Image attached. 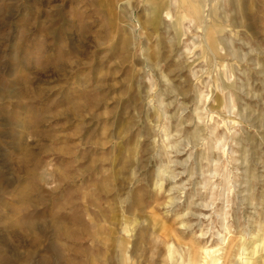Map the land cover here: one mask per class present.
<instances>
[{
    "label": "rangeland",
    "instance_id": "374dc122",
    "mask_svg": "<svg viewBox=\"0 0 264 264\" xmlns=\"http://www.w3.org/2000/svg\"><path fill=\"white\" fill-rule=\"evenodd\" d=\"M0 174L5 264H88L50 227L88 203L92 264H264V0H0Z\"/></svg>",
    "mask_w": 264,
    "mask_h": 264
},
{
    "label": "bare ground",
    "instance_id": "6f19581e",
    "mask_svg": "<svg viewBox=\"0 0 264 264\" xmlns=\"http://www.w3.org/2000/svg\"><path fill=\"white\" fill-rule=\"evenodd\" d=\"M110 38H111V36H110L109 32H107L105 39L109 40ZM122 47H124V46H122ZM66 66L69 67V65H66ZM29 89H30V86H27L24 88V91L28 92ZM86 97L87 98H86L85 103L86 102H89V104L92 103L91 95L87 93ZM74 108L77 111H79V110L82 111V104H78ZM22 139H23V135H21V136L18 135V144L22 141ZM30 149H32V148L29 146H22V144L20 143L19 154L21 155L22 158L19 161V166H20V170H24L26 172V174H28L29 170L32 168V164H31L32 160H30V157H31V150ZM37 166H38L37 163L33 164L34 172L32 174H33L34 179H36V177H37V174H36ZM89 170L91 172L90 175L92 177L96 172L95 165L90 166ZM85 175H86V170L85 171L81 170L80 176L84 178ZM250 179H251V177H249V181H250ZM92 181L93 180H91L92 193H89V194L85 195L84 197L94 196L95 191L93 189L94 188H101L99 185H96ZM84 183H85V181H84ZM103 183L106 184L109 188L111 187L110 178L106 179ZM5 184L6 183L3 182L1 174H0V189H2ZM6 188H8V185L6 186ZM32 192L36 193L35 197L25 199V202L29 206H33L36 198L39 196L38 190L33 189ZM75 204H76V202H69V201L64 202L63 207L61 208V215L63 214L64 211L68 210L69 207L75 206V208L76 207L81 208V206L85 205L84 207L87 210L82 211V213H83L82 216H79L80 212H81V211H79V214L75 215V216H79L78 218L71 220V221H68L67 218L61 217L59 214V216H60L59 220L60 221L57 218H55L53 220L52 224H50V227L54 225L55 229L53 232L57 237L58 236L62 237L63 240L65 239L67 241H75V243H77L79 246H81L83 241L89 240L91 243L90 249H91L92 253H91V260L88 264H92L93 262H95V260L97 258H99L101 256V253H102V249L99 246V242H98V239L96 237V235H98V233L100 232L101 228L97 224L99 221H98L96 215L92 214L91 210L87 207V205L94 206L93 203H88V204H83V205L81 204L79 206H76ZM197 209H199L202 212H205L209 209V207L207 208L205 205L202 204V205H198ZM200 216L205 217L206 213H201ZM122 226L126 227L124 223H122ZM22 228H24V227H21V229ZM124 231H125V228H124ZM261 231L262 232H260V236H257L256 239H259V238L263 239L262 249H261V246L259 247V249H261L263 251L264 250V228ZM25 232H28V233L32 232V229L29 227H26ZM13 235L19 236L20 232L15 231V232H13ZM260 241H262V240H260ZM126 246H127V242L125 241L124 238H122L120 240V243H119V253H120L121 258H123L122 255L126 254ZM256 248L252 251V254H250V255H253L252 258L249 257L247 259H243L242 256L246 252L244 244H241L240 247L238 245V250L234 251V252L230 251V249L224 250L225 255L223 256V258H227V257L232 258L233 256H235L237 258L239 256L240 260L242 261V264H260V259L254 258L255 255H257L259 253V251H257ZM68 251L69 250H67V249L63 250V248L61 246H59L58 244H56V245L53 244L52 249L50 250V254H51V257L55 256V258L61 256V258H62L61 263L62 264H76L77 262H71V263L65 262L64 256ZM168 252H169L168 259L171 260L172 262H174L175 261V259L173 257L174 252L172 250H170V247H168ZM109 253H110V247L108 245H106L105 251L103 252V257L106 259V263L107 264H116L117 259H115V258L113 259L112 256H109V255H111ZM75 254L77 256L83 255V251L81 250V247H79V249L75 252ZM206 255H209L208 250H206ZM189 256H190V260H189L188 264H196L197 263V257L196 256L194 257L193 254L191 253V251L189 252ZM241 257H242V259H241ZM220 260H221V258H216L214 256V257L210 258V261L207 264H217L220 262ZM6 262H7V260L4 257V251L3 252L0 251V264L1 263L5 264ZM184 263H185V261H184ZM24 264H28L27 258L24 259ZM77 264H80V263L78 262Z\"/></svg>",
    "mask_w": 264,
    "mask_h": 264
}]
</instances>
